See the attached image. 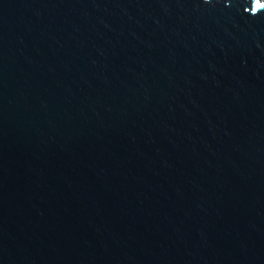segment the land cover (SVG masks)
<instances>
[{"label": "water", "instance_id": "water-1", "mask_svg": "<svg viewBox=\"0 0 264 264\" xmlns=\"http://www.w3.org/2000/svg\"><path fill=\"white\" fill-rule=\"evenodd\" d=\"M0 264H264V0H0Z\"/></svg>", "mask_w": 264, "mask_h": 264}]
</instances>
